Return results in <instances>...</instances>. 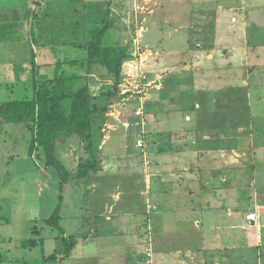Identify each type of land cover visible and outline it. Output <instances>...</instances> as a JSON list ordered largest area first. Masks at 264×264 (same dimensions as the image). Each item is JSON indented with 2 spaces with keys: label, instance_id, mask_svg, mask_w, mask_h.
I'll return each mask as SVG.
<instances>
[{
  "label": "crops",
  "instance_id": "0c3cea01",
  "mask_svg": "<svg viewBox=\"0 0 264 264\" xmlns=\"http://www.w3.org/2000/svg\"><path fill=\"white\" fill-rule=\"evenodd\" d=\"M105 1L21 0L22 3L15 4V0H0V19H3L2 23L5 21L9 23L16 19V12L25 14L26 11L35 10L40 11L41 15L48 7L51 9L60 5L79 7L84 2L103 5ZM108 1L110 0L106 2ZM111 1L112 19H115V14H119L120 11L123 19L120 15L118 17L126 23L127 13L131 15L134 10L137 24L151 22L152 28L168 27L175 29V33L186 32L182 37L184 43L181 48L170 45L164 50L156 40L154 43L157 47L151 42V46L159 50L158 56L162 57L171 55L167 52L183 54L185 45L190 41L189 32L192 28L189 27L195 22L199 24L201 30L207 24L204 20L207 12L215 13L211 24L214 28L212 38L215 44L211 53L213 51L220 53L223 47H228L230 51L228 56L213 53L211 59L216 55L232 66L243 65L250 52L251 65L254 64L256 67L254 72L251 71V93L255 87L264 90V61L258 62L260 58L262 60L264 53V0ZM90 8L91 6L86 8V20L89 24H97L104 14H100L97 19H91ZM144 14L148 16L144 17ZM239 21L243 23L242 31H239ZM249 32L251 38H248ZM67 48L69 47L59 49L37 47L35 52L40 72L52 71L57 59L63 61L67 58L65 57L68 56ZM207 53H209L207 50L204 51L205 55ZM31 60V40L23 38L21 41H0V104L15 100L14 97L31 98L28 94L32 89L30 80H22L23 86L20 87L10 81L14 76V68L22 65L26 69ZM92 69L93 67L83 75L87 76L91 92L95 95L98 84L94 82V74H90ZM164 94L160 93L155 97L165 98ZM167 97H170V94ZM257 98L259 101H253L251 94L249 101L251 121L247 122L251 123V129L248 128L250 131L252 124L264 118V113L252 110L254 103L258 107L264 106V102L260 101L263 96L259 93L255 99ZM123 100L124 98L121 99ZM161 102L170 107V101ZM196 108L199 107L196 105ZM111 115L116 117L113 119H117V123L122 118L121 113ZM160 115L164 114L155 115V122L164 118L163 123H169L170 127L167 132H156L154 134L156 141L150 147L139 146L142 131L135 127L140 122L139 115L122 120L123 123H120V126L118 124L117 129L114 128L107 134L102 133L106 130H102L101 134L99 133L101 143L97 155L100 157V163L97 171L91 172L86 180H74L64 186L61 223L65 229L64 236L74 237L76 244L71 255L62 261L63 264H264V145L250 147L248 144L245 149L240 147V136L244 134H241L239 124L236 123H239V118L231 120L228 128H224L222 124L228 120L222 117L221 124L216 122V126L209 128L201 125L207 121L204 119L206 116L200 117L201 121L197 122L199 118L196 114L190 117L180 116L178 120L175 116ZM113 119L110 118L111 122L116 124ZM128 123L130 124L127 125ZM175 123L181 125L180 130L176 129ZM190 123L199 134H202L196 143L190 137L193 127L188 130L186 127ZM8 125L11 124L2 126L0 135L8 134L10 130L15 131V128L6 131ZM19 125L29 131L25 124ZM207 127L215 133L211 138L206 131ZM158 130L157 126L156 131ZM182 130L184 133L181 139L187 147L174 148L177 147H173L176 140L170 142L172 138L170 133H179ZM253 137L251 136V143ZM114 139L121 142V147L117 150L111 147ZM73 140L75 141L65 148L60 147L59 154L62 159L69 155L71 163L64 164L74 174L82 150L80 152L79 140L76 138ZM162 141H165L167 146ZM193 144L196 147H193ZM117 154L121 160H113V156ZM210 154L213 157L208 160ZM241 154L248 156V160L241 158ZM117 169L125 170L127 179H133L132 183H129L130 188L134 190L131 192L142 198L139 209L133 206L132 208L119 206L122 203V195L117 190L118 185L112 187L109 184L104 186L103 190L99 189L100 183L106 185L110 182L108 178H112L111 176L118 172ZM42 173L43 177L47 178V172ZM82 183L87 186L88 193L87 219L85 222L83 210L82 218L85 224L76 223L74 230L72 223L74 222V225L75 221H78L79 213L75 211L67 220L65 210L68 205L70 210L76 209L75 205L81 200L80 195L83 192L80 187ZM157 195L161 197L160 200L156 199L153 202L151 198ZM131 202L139 203L138 200ZM148 206L151 208L150 211ZM258 208L261 212L257 221L248 222L247 215ZM65 219L68 221L66 225L68 229L65 227ZM149 232L152 236L150 245L146 241V234ZM165 238L169 239L170 244H167ZM19 246L23 250L31 249L26 245V241H19ZM150 247L152 253L148 256L147 248ZM4 250L9 254L11 252L8 248ZM52 250L55 251L56 247L52 246ZM4 258L3 260L0 258V264L11 263L10 259Z\"/></svg>",
  "mask_w": 264,
  "mask_h": 264
},
{
  "label": "rangeland",
  "instance_id": "374dc122",
  "mask_svg": "<svg viewBox=\"0 0 264 264\" xmlns=\"http://www.w3.org/2000/svg\"><path fill=\"white\" fill-rule=\"evenodd\" d=\"M106 1L105 3H107ZM19 2L21 0H15V4ZM35 3L39 4L38 2ZM90 6L91 19H97L102 13L105 16V5L91 4ZM133 7L136 9L135 5ZM33 11L38 14L40 13L39 11ZM118 13L117 15L115 14L116 18L112 19V29L109 30L104 40V45L116 46L118 50L127 48L129 57L123 66L122 84L120 87L122 96L120 94L117 99L112 100L108 114L105 115L103 120L99 121V125L102 128L101 131L106 130L102 133L107 134L108 131L114 130V128L117 129V125L119 124L120 126V123H123L121 122L122 120L138 117V112H141L138 127L135 126L140 129V132L142 131L139 146L144 147L146 145V147H150L156 141L154 134L159 131L167 132L170 127L169 123H163L164 118L155 122V115L158 113L164 114L160 115L161 117H166L165 114L171 115L178 117L176 118L178 120L180 116L190 117L196 114L199 118L197 122L201 121L200 117L206 116L204 119L207 121L202 122L201 125L204 124L209 128L216 126L217 123L221 124L220 118L222 117H226L227 119L225 118L224 120H228L224 125L222 124L224 128H228L227 125L230 124L231 120L239 118V123L235 122L239 124L241 134H244L240 136V147L245 149L248 147V144L250 147L251 145L253 147L264 145V118L262 117L261 121H256V123L252 124L251 131V123H247L248 120L251 121V106L249 105L251 94L253 95V101L255 100L256 102L258 98L255 99V97L260 93V96H263V99L260 101L264 102V90L255 87L251 93V71L254 72L256 68L254 64L251 65V53H248L243 65L232 66L228 61L221 60L216 55L211 59L213 53L228 56L230 51L228 47H223L220 53H215L214 51L211 53L213 44H215V40L212 38L214 28L211 27L215 13L207 12V17L204 19L207 24L201 30L199 24L195 22L189 27L192 28L191 32H189V40L191 42L189 41L185 45V49L182 48L185 50L183 54L178 55L167 52L171 55L165 57L158 56L159 50L157 51L151 46L154 41L156 40L164 50H167L170 45L181 48V45L184 43L182 37L186 33L185 31L175 33V29L168 27L152 28L153 24L151 22H148V24H141V22L137 24L134 10L131 15L127 13L128 21L124 23L120 11ZM138 15L140 16L141 14L138 13ZM143 16L147 17L148 14H144ZM22 17L24 18L23 15ZM48 21L41 24L33 18H29L28 21L24 18L15 29L16 37L30 39L34 42V50L39 45L38 37L53 49L64 47L61 44H57L59 39L55 38L57 28L59 27L49 30V27L46 26ZM242 24L239 21V31L243 30ZM246 28L245 25L244 31H246ZM250 33H246L248 38H251ZM7 34L8 36L11 35L9 32ZM144 37H146V41ZM249 45L251 49V41H249ZM154 46L157 47L155 43ZM206 50L209 53L205 55L204 51ZM66 53L68 56H65L67 58L63 60H80L86 57L84 50H76L71 47L67 48ZM259 61H264V53H262V60L260 58ZM19 68L17 67L14 70L17 71ZM66 69L68 72L74 71L73 68L68 66H66ZM90 74H94V82L98 84L97 91H95L97 97L95 98L101 100L102 97L100 96L111 88L113 80L107 75L106 71L97 66L93 67ZM11 79V82L17 84L15 86H23V78ZM9 89L11 88L9 87ZM160 93L164 94L165 98L163 96L155 97ZM28 94L30 97L32 96V89L28 91ZM169 94L170 97H167ZM14 98L16 99V97ZM123 98L124 100L121 101ZM161 100L170 101V107L162 104ZM196 105L199 107L198 109ZM252 110L254 112H261L262 114L264 113V106L258 107L254 103ZM111 113L116 115L121 113L122 118L119 120V123H117V119H113L116 117H112ZM230 117L233 118L231 119ZM110 118L116 124H113ZM157 126L159 128L158 131H156ZM174 126L178 130L181 128V125L178 123H175ZM186 127L188 130L193 125L190 123ZM208 127L206 131L211 138L215 133ZM12 128H15L14 132L10 130L8 134L4 132V135H0V258L2 260L5 259L4 257L10 259V264H63L62 261L64 260H62V257L57 260H48L47 258L59 254L64 250L62 241L65 229L62 223H60L61 233V231L48 227L45 223V220L52 216L59 205V175L54 170L44 166L42 162L36 160V157L30 155L31 132L23 129L25 128L24 126L17 125L16 127L15 124L8 125L6 131ZM248 128L250 129L248 130ZM193 129L196 132L193 130L190 137L196 143L202 134H199L194 127ZM183 133V130L179 133H170L172 137L170 142L172 143L173 139L176 140L173 147H177L174 148L187 147L181 139ZM251 136H254L252 143ZM162 142L167 146L165 141ZM111 144V147L116 150L121 147V142L118 139H114ZM192 146L196 147L194 144ZM83 155L84 157L86 156L84 150L80 153V157H83ZM68 156L65 155V158L62 159L64 163H71V158ZM119 156L118 154L114 155L113 160H121ZM212 157L210 154L208 160L212 159ZM256 157L257 155L255 159ZM241 158L247 159L248 156L241 154ZM43 171L47 172V178L43 177ZM68 171L71 172L70 170ZM117 171L115 175L111 176L112 178H108L110 180L108 184L104 185L100 183L99 189L103 190L104 186L109 184L112 187L118 185L117 190L122 195V203L119 206H126L127 208H132L133 206L139 209L142 198L140 199L138 195L131 192L134 190L130 188L131 184L129 183H132L133 179H127L128 175H126L125 170L117 169ZM80 187L81 190L83 189L80 195L82 201L80 200L75 205L76 209L70 210L68 205V209L66 208L65 210L67 220L75 211L79 213L78 221H75L74 225V222L72 223V229L74 230L76 223L85 224L82 218L83 210L85 211V222L87 219V186L82 183ZM137 189L139 188L137 187ZM160 198L157 195L152 197L151 200L155 202L156 199L160 200ZM128 200L130 203H128ZM131 200H138L139 203L131 202ZM148 209L149 211L151 210L149 206ZM61 216L63 218V211ZM67 220L65 219V227L68 223ZM66 228L68 229V226ZM68 236L64 238H69ZM146 236L147 244L150 245L152 242L150 232ZM165 239L167 240V244H170L169 239ZM30 240L35 242V246L30 247L31 249L23 250L19 246V241L28 242ZM52 246L56 247L57 251H53ZM6 248L11 250L10 254L4 250ZM148 253H152L151 247L150 249L147 248Z\"/></svg>",
  "mask_w": 264,
  "mask_h": 264
},
{
  "label": "trees",
  "instance_id": "16d2710c",
  "mask_svg": "<svg viewBox=\"0 0 264 264\" xmlns=\"http://www.w3.org/2000/svg\"><path fill=\"white\" fill-rule=\"evenodd\" d=\"M90 5V2H84L79 7L76 5H60L52 9L48 7L49 9L43 10L41 15L33 10L26 11L25 14L16 12L14 21L9 23L5 21L3 24L1 22L3 19H0L1 42L23 39L16 37L15 29L24 18L26 21L33 18L41 24L49 20L46 24L49 30L59 27L55 34V38L59 39L56 40L57 44L84 50L86 53V57L80 60L57 59L52 71L42 73L32 42L31 62L26 69L22 65L16 66L14 69L20 68L14 70L12 77L30 80L33 96L0 104V132L4 124H25L32 134L30 155L59 175V205L52 216L45 220L48 227L58 231H61L63 187L74 180H86L91 172L97 171L100 163V157L97 155L99 133L102 132L99 121L108 114L112 100L121 94L123 66L129 57L127 48L118 50L116 46L104 45V40L112 29V1L103 4L106 6V14L97 24H89L86 20L85 11ZM7 32L11 35L8 36ZM38 43L37 47H49L40 37ZM66 66L73 68L74 71L68 72ZM94 66L106 71L113 80L111 88L100 96L101 100L92 94L88 78L83 75ZM75 138L79 140L80 152L84 150L86 156L78 158V166L73 174L65 166L59 148H65L74 142ZM64 237L62 241L64 250L48 260H57L59 257L65 260L71 255L76 239ZM26 245L33 247L35 242L30 240Z\"/></svg>",
  "mask_w": 264,
  "mask_h": 264
},
{
  "label": "built area",
  "instance_id": "2783aa9c",
  "mask_svg": "<svg viewBox=\"0 0 264 264\" xmlns=\"http://www.w3.org/2000/svg\"><path fill=\"white\" fill-rule=\"evenodd\" d=\"M141 112H138V115H140ZM261 212V209H256L254 212H251L247 215V221L255 223L259 217V214ZM148 256H151V254H148Z\"/></svg>",
  "mask_w": 264,
  "mask_h": 264
}]
</instances>
